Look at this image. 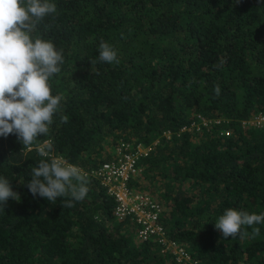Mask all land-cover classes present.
<instances>
[{"label":"trees","instance_id":"trees-1","mask_svg":"<svg viewBox=\"0 0 264 264\" xmlns=\"http://www.w3.org/2000/svg\"><path fill=\"white\" fill-rule=\"evenodd\" d=\"M49 2L57 12L33 36L62 50L49 84L63 100L31 149L0 137V177L20 197L0 208V264H264V223L244 239L214 226L228 208L264 213V127L243 124L264 113V0ZM101 40L119 64L99 60ZM45 140L51 156L87 175L90 190L74 207L26 187ZM120 143L150 147L128 187L156 197L168 237L191 262L115 218L116 201L91 172Z\"/></svg>","mask_w":264,"mask_h":264},{"label":"clouds","instance_id":"clouds-1","mask_svg":"<svg viewBox=\"0 0 264 264\" xmlns=\"http://www.w3.org/2000/svg\"><path fill=\"white\" fill-rule=\"evenodd\" d=\"M56 12V5L49 0H0V137L15 134L29 149L49 133L63 100L62 95H52L49 84L50 78L61 71L62 50L57 51L50 40L33 36L44 18ZM98 51L101 62L119 64L116 50L107 42L101 40ZM213 91L215 97L220 95L218 84ZM67 122L68 117L62 115L61 123ZM36 146L38 154L46 159L31 168L26 187L32 195L52 203L70 197L62 200L63 207H74V201L84 200L90 189L82 169L51 156V141ZM9 199L18 201L20 197L9 180L0 177V208L4 209ZM261 223L264 213L228 208L214 226L224 239H244L249 235L246 228L252 229L253 237L258 236L260 229L254 225Z\"/></svg>","mask_w":264,"mask_h":264},{"label":"built area","instance_id":"built-area-1","mask_svg":"<svg viewBox=\"0 0 264 264\" xmlns=\"http://www.w3.org/2000/svg\"><path fill=\"white\" fill-rule=\"evenodd\" d=\"M244 125L264 127V113H257L243 122ZM228 135V131L221 132ZM168 136V133H165ZM150 147L137 144L131 147L120 143L115 157L101 164L91 174L106 187V192L116 201L114 216L117 220L129 219L135 225L136 236L141 241L154 240L164 251L170 252L179 262H191L190 253L176 240L168 237L161 221V204L146 191H134L128 187L129 179L140 171L138 159L146 156ZM193 264H196L193 262Z\"/></svg>","mask_w":264,"mask_h":264}]
</instances>
